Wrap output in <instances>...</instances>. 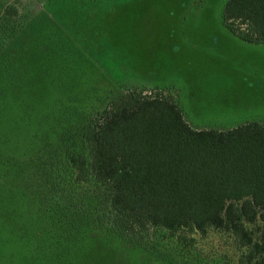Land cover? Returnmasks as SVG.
Listing matches in <instances>:
<instances>
[{
	"label": "trees",
	"instance_id": "16d2710c",
	"mask_svg": "<svg viewBox=\"0 0 264 264\" xmlns=\"http://www.w3.org/2000/svg\"><path fill=\"white\" fill-rule=\"evenodd\" d=\"M30 2L0 1L9 63ZM222 20L241 40L264 42V0H227ZM99 106L37 122L24 150L0 106V212L28 216L19 237L35 222L39 236L27 241L66 256L101 235L151 264H206L192 259L196 243L217 234L236 252L219 264H264V123L194 126L164 88L112 93Z\"/></svg>",
	"mask_w": 264,
	"mask_h": 264
},
{
	"label": "rangeland",
	"instance_id": "374dc122",
	"mask_svg": "<svg viewBox=\"0 0 264 264\" xmlns=\"http://www.w3.org/2000/svg\"><path fill=\"white\" fill-rule=\"evenodd\" d=\"M32 1L10 63L0 56L1 77L10 80L2 121L22 150L37 122L102 108L112 93L133 88L176 92L197 127L264 123V42H246L228 30L227 0ZM28 223V216L7 219L0 212V264H151L101 235L71 256L42 249L27 241L39 236L35 222L17 235V226ZM225 255L234 263V244L216 234L196 243L192 259L219 264Z\"/></svg>",
	"mask_w": 264,
	"mask_h": 264
}]
</instances>
